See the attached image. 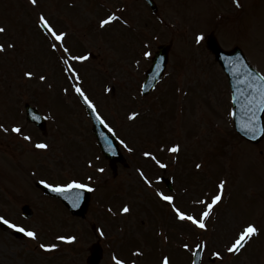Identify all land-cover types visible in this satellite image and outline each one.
<instances>
[{"label":"rangeland","instance_id":"1","mask_svg":"<svg viewBox=\"0 0 264 264\" xmlns=\"http://www.w3.org/2000/svg\"><path fill=\"white\" fill-rule=\"evenodd\" d=\"M126 1L135 4L123 15L131 26L115 22L100 30L97 24L107 14L102 9L106 5L98 7L95 0H39L38 7L29 0H0L1 14L7 13L9 19L3 20L7 31L0 34V43L6 47L16 44L14 50L0 54V123L9 127L19 123L25 134L32 136L29 143L11 132H0V215L35 228L39 243L59 245L57 250L44 253L37 241L14 238L9 228L0 232V264H88L87 254L94 242L102 248L99 264H114L116 250L129 262L136 259V264H161L165 254L172 264H190L191 251H185L182 244L188 242L194 249L201 240L208 242L204 264H264V138L249 142L232 128L225 77L213 54L194 42L191 19L185 20L186 30H164L165 36L158 37L153 33L160 25L154 18L150 20L142 0ZM191 1H196L191 9L194 25L203 28L202 17L210 20L217 1ZM243 3L240 11L229 8L226 18L213 20L210 30L223 46L238 44L251 54L253 62L264 66V0ZM39 12L68 31L67 44L74 54H92L88 61L75 65L83 87L117 134L133 148L129 152L121 145L126 163L117 164L113 173L100 153L83 104L74 93L68 96L63 92L69 81L58 61L59 53L50 51L47 38L36 26ZM163 42L170 44L164 78L153 92H140L150 64V58L142 56L145 44L153 52ZM25 71H33L37 77L44 74L48 79L28 80ZM107 87L114 91L106 92ZM5 97L13 105L9 100L4 102ZM26 103L45 115L44 129L26 121L22 107ZM131 110L141 111L142 117L128 121ZM38 141L49 143L50 150L35 149ZM174 142L183 149L178 160L158 151L161 144ZM145 150L155 151L169 168L160 169L144 158ZM88 160L93 161L92 168L87 167ZM195 163L206 167L197 171ZM100 167L104 173L96 172ZM138 169L153 181L163 176L170 191L163 182L148 188ZM88 175L93 176L96 191L90 194L83 217L71 215L59 200L45 198L36 183L40 179L61 182L70 177L86 180ZM220 179L228 181L226 195L208 221L207 232L176 221L166 202L155 194L156 188L171 192L177 196L178 206L198 213L200 207H194L192 200L203 189L215 191ZM124 203L130 204L131 214L118 211ZM23 204L33 211L30 221L21 216ZM244 222L257 223L261 235L239 256L225 253L223 261L211 257L212 251H223ZM98 229L105 235H99ZM58 235L78 239L68 244L56 240ZM136 249L143 252L142 257L132 256Z\"/></svg>","mask_w":264,"mask_h":264},{"label":"snow or ice","instance_id":"2","mask_svg":"<svg viewBox=\"0 0 264 264\" xmlns=\"http://www.w3.org/2000/svg\"><path fill=\"white\" fill-rule=\"evenodd\" d=\"M236 7H241L240 0H234ZM29 3L33 7L39 6V0H29ZM120 15H117L115 11L106 15L105 18H102L98 21L97 27L100 30H107L109 27L113 26L115 22H121L125 26L130 27L129 21L123 17V9H120ZM37 28L43 33V35L48 40V47L52 53H59L58 61L62 65V71L69 81V87H64L63 92L65 95L71 96L73 93L82 100L83 104L87 107L90 114L103 125L108 132L119 141V144L122 145L127 151L132 152L133 148L129 146L125 139L121 138L117 134V130L107 121V119L101 114L96 102L90 97L88 92L83 87L82 76L75 66L76 64H83L91 58V53L84 54H74L70 47L67 44L69 33L66 30L58 28L54 22L46 16L43 12L37 14L36 21ZM7 29L3 26H0V34H3ZM205 40V34L203 32L198 33L195 36V42L199 45L202 41ZM16 48L15 43H9L7 47L5 44L0 43V54L6 53L8 50H14ZM150 48V45L145 44V51H143L142 56L145 58L152 57V52L147 50ZM229 67L233 69V74L240 72L241 68H247V64L244 63L242 57L224 58ZM139 61H136V64L139 65ZM159 67V66H158ZM24 77L28 80L33 78H38L40 82L47 81L48 77L44 74H40L37 77V74L33 71H25L23 73ZM159 78V74L152 77L153 81ZM239 83L246 85L247 89L250 90L248 95L245 96V103L242 105L245 111V117L240 121L241 130L245 132L246 135H250L252 139H257V137H264V123L261 122L259 113H264V74L253 73L251 69H248L247 73L244 75V79L240 80ZM51 87V85H48ZM148 85H142L139 89L140 92L146 91ZM151 87L155 88L156 85L153 83ZM71 89V92H70ZM105 91L112 93L114 89L112 87L105 88ZM239 92L240 90L237 89ZM185 95L187 93H184ZM243 94V93H241ZM237 97H233L235 101ZM143 113L139 110H131L127 114V120L130 122H135L142 117ZM231 116H235V111L229 113ZM34 120L41 119L40 116L33 114ZM0 132L8 134H16V136L21 137L24 141L29 143L32 142V136L25 134L24 126L19 123L12 124L10 127L5 126L4 123H0ZM107 144V150L110 152H115V148L112 144V141L108 139L107 136L104 137ZM34 148L37 150H50V144L46 141H38L34 144ZM182 145L178 142L172 143L170 146L161 144L158 148L159 152H166L173 155L174 160H178L179 154L182 152ZM143 157L147 160L152 161L160 169L167 170L169 164L162 162L158 157L155 151L145 150L142 153ZM96 159H99L97 157ZM87 167H93V161H87ZM197 171H203L206 167L204 163H195L194 165ZM96 172L104 173L105 169L103 167L96 168ZM139 177L142 179L143 183L148 188H154V184L162 181L163 176H157L156 180L153 181L146 175L145 171L138 169ZM39 183L47 188L49 191L58 193L63 197L64 200L68 201L72 207H79L82 200L85 198L86 192H94L96 188L93 186L95 181L92 175H88L85 179L82 178H72L70 177L66 181L56 182L50 181L49 179H40ZM227 179H220L215 185V192H202L200 196L195 197L192 200V205L200 206V210L197 213L196 211H189L182 209L177 204V196L174 194H166L163 191H160L158 188L155 189V194L171 209L174 219L180 223H189L191 226H194L196 229L201 230V232L209 231L208 221L213 217L217 209L223 204L226 190H227ZM109 212H112L113 209L109 208ZM122 215L131 214L132 208L130 204L124 203L118 210ZM0 222L7 225L10 229H13L17 232L23 233L26 237L30 238L33 241H37L38 249L42 250L44 253H51L58 249L59 245L57 243H39V233L35 228L25 227L18 223L13 222L12 220L6 218L3 215H0ZM261 227L255 222H244L240 223L235 231L234 235L225 243L223 251L216 250L210 253L211 257H215L219 261H223L225 253L229 256H239L252 244V242L261 235ZM99 235H105L102 229H98ZM56 240L72 244L77 241V236L75 235H58L55 237ZM167 239V237H165ZM182 247L185 251H191L192 261L191 264H204V253L208 249L207 240H201L195 244L194 250L190 247L188 242L182 244ZM132 256L142 257L143 252L140 249H136ZM114 264H136V259H132L130 262L126 258H121L115 253L112 256ZM161 264H172L171 258L169 255L162 256Z\"/></svg>","mask_w":264,"mask_h":264},{"label":"flooded vegetation","instance_id":"3","mask_svg":"<svg viewBox=\"0 0 264 264\" xmlns=\"http://www.w3.org/2000/svg\"><path fill=\"white\" fill-rule=\"evenodd\" d=\"M95 1L98 7H99V4L101 3L106 5L102 7V9H104L107 12V14L115 11L118 15V14H121L119 13L120 12L119 10L123 9L124 10L123 15H125L127 12L130 11L129 8L132 5H135L126 0H95ZM138 1L139 0H132L131 2L137 3ZM214 1H217V5H216L217 9H211L210 5L208 4L212 13H211L210 20L208 22H206L205 17H202L203 25H204L203 28H196L194 25L196 18L192 16L191 9L192 7L195 6L196 1L192 2L191 0H153V2L155 3L153 7L149 6L145 0H142L143 4L141 5H144L143 7L147 11H149V14L152 16V19H150V17H143L142 19L143 20L150 19L151 21H153V18H154L155 20H157L160 27L157 25L158 28L156 27V30H155L157 31L156 34L158 36L161 35L163 38L165 36L163 33L164 30H167L168 33H171L172 31L177 32V30H185L183 26H185V20L188 18L189 20L190 19L192 20V26L190 30L194 34H198L200 32H203L205 34V40L201 42V44H203L204 47H210L209 46L210 44L218 45V46L220 45L221 47L237 46V44H233L230 46H223L221 42L219 41V39L214 34L213 30H210V27L212 25L213 20L218 21L221 19V17L226 18V15L228 13L227 10L229 8L230 9L234 8L240 11L242 6L239 8L236 7L234 0H214ZM243 1L244 0H240L241 5L244 4ZM110 2H113L114 5H111ZM96 10H99V9H96ZM163 27L167 29H160ZM144 28L145 30H149L145 25H144ZM261 68H264V66L262 65ZM241 69L243 70V68Z\"/></svg>","mask_w":264,"mask_h":264},{"label":"water","instance_id":"4","mask_svg":"<svg viewBox=\"0 0 264 264\" xmlns=\"http://www.w3.org/2000/svg\"><path fill=\"white\" fill-rule=\"evenodd\" d=\"M162 52L165 53V49L162 50V48H161L160 52H158V54H162ZM159 63H160L159 59L158 58L155 59L154 65L151 67V69L148 72L149 73V77H150V78H148L149 80L152 79L153 76H155L156 72H158V70L160 68ZM151 85H152L151 83H148V87H150ZM232 85H233V89H234V96L237 97L236 103H235V104H237L236 109H238V110L241 109V110H239V113H238V111L236 113V122L238 124L237 125L238 126V130L245 134V132L241 130L240 121L245 117V111H244V108L242 107V105L245 103V96L248 95V92L250 90L247 89L246 85L238 83L237 81H232ZM237 89H239L240 91L238 92ZM241 93H243V94H241ZM239 98L242 99V100H240V102H239ZM261 115H262V113H259L260 119H261ZM92 118H93V123H94V132L96 133V135H97V137L99 139V143L101 145L102 151H103L104 155L106 157L111 158L112 162L114 163V160L118 159V156H114L113 152H110V151L107 150V144L105 142L104 137L107 136L108 139H110L112 141V144H113L114 148L117 150L118 148H117V144H116V139L114 138L112 133L108 132V130L103 125H101L98 121H96L93 116H92ZM29 119L34 121V122H36L40 127L44 126V122H43L42 117L38 121V120H34L33 119V114H30L29 115ZM247 136H250V135H247ZM120 159H121V156H120ZM50 193H52L55 196H58L61 199H63V197L60 196L58 193H54V192H51V191H50ZM87 199H88V194L86 192L84 200L81 201L79 207H75V208L72 207L71 204L68 201H66L64 199H63V201L70 207V210L73 213L81 214L85 210V207H86V204H87ZM93 251L94 252H93V254L91 255L90 258H91V260L93 262H95L97 260V256L98 255H96V253H95V248L93 249Z\"/></svg>","mask_w":264,"mask_h":264}]
</instances>
